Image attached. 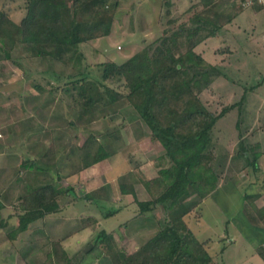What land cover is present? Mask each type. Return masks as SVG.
<instances>
[{"label": "trees", "instance_id": "trees-1", "mask_svg": "<svg viewBox=\"0 0 264 264\" xmlns=\"http://www.w3.org/2000/svg\"><path fill=\"white\" fill-rule=\"evenodd\" d=\"M122 1L24 0V14L19 21L0 6V62L14 63L32 80L35 75L45 78V83L34 81L36 94L24 98L31 105L23 108L27 112L25 130L39 127L54 138H62L65 130L58 132L56 124L65 120L61 128H81L85 135L80 147L70 145L67 151L69 139L65 136L58 148L57 142L44 147L42 141H36L30 149H35V144L39 146L33 156L42 158L56 155L59 150L73 153L77 148L83 151V168H88L116 151L105 142L108 136L115 138L113 134H94L87 126L115 107L131 106L149 130L150 140L158 142L164 152L158 156L155 176L148 178L133 170L120 175L119 192L133 197L139 214L161 206L165 218L159 222L158 231L130 253H122L112 233L104 229L97 232L92 244L98 245L110 264H216L205 243L187 229L184 217L217 189L229 170V161H241L239 171L251 168L258 173L261 153L257 144L249 145L244 139L238 140L231 152L218 146L214 134L221 119L236 107L239 110L244 99L224 106L219 113L207 108L201 94L222 73L195 47L217 35L236 14L216 12V5L209 0H199L183 13L173 14V0H160L161 35L121 63L107 60L96 63L92 70L81 45L113 33ZM39 100L43 101L38 103ZM39 108L49 109L51 126L31 123L35 113L41 114ZM66 114L71 117L66 118ZM58 119L63 121L55 123ZM240 123V119L234 123L239 138L248 130L239 129ZM27 162L24 160L21 166ZM136 184H141L148 199L138 198ZM107 188L105 184L84 197L104 200L109 194ZM70 189L61 191L48 183L20 196L12 205L17 221L7 238L12 241L37 219L59 212V197ZM257 197V193L245 194L246 200ZM247 205L264 227V208L252 201ZM6 207L0 201V228L7 222L3 215ZM115 211L107 210L104 216ZM89 220L98 221L96 217ZM64 238L50 242L51 251L41 264H73L61 244Z\"/></svg>", "mask_w": 264, "mask_h": 264}, {"label": "rangeland", "instance_id": "rangeland-1", "mask_svg": "<svg viewBox=\"0 0 264 264\" xmlns=\"http://www.w3.org/2000/svg\"><path fill=\"white\" fill-rule=\"evenodd\" d=\"M23 4L24 0H0V6L15 21L24 14ZM185 5L181 3L179 10H184ZM257 5L244 9L232 5L231 9H224L223 14L235 13L236 19L195 47L207 62L218 65L222 73L208 91L201 94L207 108L219 113L224 106L241 97L244 99L239 110L236 107L221 119L223 122L214 134L218 146L231 152L238 140L244 139L249 145L257 144L261 153L258 173H253L251 168L239 171L241 161L228 160L229 170L221 177L217 189L184 217L187 229L205 243L216 264H264V227L247 205L252 201L264 208V10H257ZM160 13V0H123L113 33L81 45L86 63L94 70L96 63L107 60L121 63L129 58L161 35ZM35 77L28 78L10 61L0 62V201L7 205L3 211L7 222L0 228V264H41L51 251L50 242L62 237H70L64 244L73 264H110L98 245L92 244L99 230L111 232L115 246L125 254L126 249H133L131 247L152 237L165 218L161 206L139 214L133 197L120 194L118 180L129 170L148 178L155 176L158 156L164 150L158 142L150 140L149 130L135 110L125 106L115 107L113 112L87 126L94 134L115 136L105 138L106 144L115 147L116 152L111 157L83 168V151L77 148L73 153L59 150L56 155L33 156L39 146L30 147L36 141H42L44 147L57 142L58 148L65 136L69 139L67 151L70 145L80 147L85 139L81 128H61L66 125L62 119L55 122L63 121L56 124L58 132L65 130L62 138H54L39 127L25 130L27 112L23 108L29 109L31 105L29 107L24 98L36 94L33 83L40 78ZM40 82L45 83V78ZM39 110L41 114L32 113L31 123L51 126L49 109ZM64 110L65 113L66 108ZM69 117L66 114V118ZM237 119L241 120L239 129H248L241 138L235 130ZM24 160H28V164L21 166ZM48 183L61 191L71 187L67 194L59 197L61 210L37 219L16 239H8L7 233L17 221L12 205L20 196ZM105 184L109 194L104 200L95 197L91 201L84 197ZM136 188L140 200L149 198L141 184H136ZM256 193L259 197L246 200L245 194ZM107 210L117 211L104 216ZM92 217L98 221L91 223L89 218Z\"/></svg>", "mask_w": 264, "mask_h": 264}, {"label": "crops", "instance_id": "crops-1", "mask_svg": "<svg viewBox=\"0 0 264 264\" xmlns=\"http://www.w3.org/2000/svg\"><path fill=\"white\" fill-rule=\"evenodd\" d=\"M199 0H173V3H174V5H173V7H172V13L173 14H181V13H183L191 4H193V3H197ZM210 1V3L211 4H215L216 6H214V9L216 10V12H218V13H224L223 11H224V9H227V8H229V9H231V6L232 5H236L234 2H232L231 0H209ZM183 2H185L186 3V7H185V9L184 10H179V5L181 4V3H183ZM225 4V5H224ZM226 6V7H225ZM256 8H257V10H259V9H262V10H264V5H262V4H259V5H257V6H255ZM236 8L237 9H239V7H237L236 6ZM254 8V7H253ZM228 10V9H227ZM221 11V12H220ZM236 12V11H235ZM227 14H230V13H227ZM231 14H233V13H231ZM236 17H237V15H235V17H233V19L231 20V22L230 23H232L235 19H236ZM230 23H228V24H230ZM228 24H226V25H228ZM225 25V26H226ZM213 37V36H212ZM210 37H208V38H206L205 40H203L202 42H200L197 46H199L200 44H202L203 42H205L207 39H209ZM196 46V47H197ZM127 196V195H126ZM84 230V229H83ZM68 238H70V237H68ZM68 238H66V239H68ZM66 239L64 238L62 241H61V244H62V246H63V248L66 250V252L68 253V250L66 249V246H65V244H64V242L66 241ZM81 242V241H80ZM82 244H83V242H82ZM140 245H135L134 247H131V248H133V249H126L125 250V254H127V253H130L131 251H133V250H135L136 248H138ZM123 251V250H122ZM123 253H124V251H123ZM68 255H69V253H68ZM70 257H71V255H69ZM102 256H104V255H102ZM104 257H106V256H104ZM106 261L109 263V261L107 260V257H106Z\"/></svg>", "mask_w": 264, "mask_h": 264}, {"label": "built area", "instance_id": "built-area-1", "mask_svg": "<svg viewBox=\"0 0 264 264\" xmlns=\"http://www.w3.org/2000/svg\"><path fill=\"white\" fill-rule=\"evenodd\" d=\"M234 2L239 8H249L255 4L264 5V0H231Z\"/></svg>", "mask_w": 264, "mask_h": 264}]
</instances>
